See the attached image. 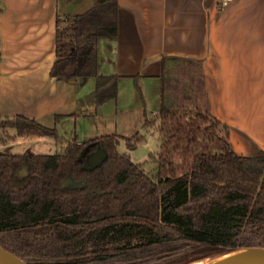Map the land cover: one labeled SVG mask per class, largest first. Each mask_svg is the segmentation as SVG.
I'll return each instance as SVG.
<instances>
[{
  "label": "trees",
  "instance_id": "obj_1",
  "mask_svg": "<svg viewBox=\"0 0 264 264\" xmlns=\"http://www.w3.org/2000/svg\"><path fill=\"white\" fill-rule=\"evenodd\" d=\"M118 9V0H94L57 21L51 76L94 77L95 107L119 96L121 77L99 69V41L117 36ZM166 88L163 76L160 110L143 125L159 132L156 174L118 150L121 139L129 148L144 141L139 132L75 136L54 154L0 151V245L28 264H189L264 247V151L234 150L204 88V107L166 105ZM1 123L16 134L2 131L0 144L30 136L60 143L56 126L25 115ZM101 149L105 160L85 167ZM69 176L83 186H63Z\"/></svg>",
  "mask_w": 264,
  "mask_h": 264
},
{
  "label": "crops",
  "instance_id": "obj_2",
  "mask_svg": "<svg viewBox=\"0 0 264 264\" xmlns=\"http://www.w3.org/2000/svg\"><path fill=\"white\" fill-rule=\"evenodd\" d=\"M93 1L0 0L1 122L22 114L60 132L65 122L102 117L112 130L105 132L124 136L117 122H125L124 107H132L137 91L153 88L160 106L163 76L168 97L172 70L195 64L209 113L227 126L234 150L264 151V0H118V34L100 39L99 69L121 77L119 96L99 107L94 77L51 76L58 18L83 13ZM1 122L0 130L13 126ZM96 125L90 131L102 130Z\"/></svg>",
  "mask_w": 264,
  "mask_h": 264
},
{
  "label": "rangeland",
  "instance_id": "obj_3",
  "mask_svg": "<svg viewBox=\"0 0 264 264\" xmlns=\"http://www.w3.org/2000/svg\"><path fill=\"white\" fill-rule=\"evenodd\" d=\"M170 92L168 97L165 96V104H170L173 106H200L204 107L205 103V93L203 90V85L200 78L199 67L194 65H179L175 70L170 73L169 81ZM145 90L137 91V97L135 98V105L132 103L130 106H125V122L123 123V116L117 122L124 137L132 138L136 133L145 135L146 139L134 148H129L126 140L121 139L118 150L121 153H128L135 162L143 163L146 171L149 174H156L157 172V162L150 154H156L159 150V132L156 127L144 128V123L146 118H153L154 110L158 109V101L154 102L155 90L153 88L148 89L144 86ZM136 94V92H135ZM167 95V94H166ZM160 103V102H159ZM162 104V103H161ZM161 107V105L159 106ZM114 108V106H113ZM160 110V108H159ZM92 118H86L78 121L65 122L60 130V143L56 141L54 137H37V138H18L15 142L10 141L8 146H0V151H13L24 153L28 149L39 154H54L61 151L62 147L66 146L67 143L74 139L76 136L81 141H86L93 136H100V134H110L112 131L103 128L104 122L102 117L93 121ZM93 122V123H92ZM102 130H96L94 132L90 131L92 129L91 124H96ZM103 124V125H102ZM110 125H116V123H111ZM3 129L0 130V137H2ZM103 131V132H98ZM8 133L10 135L16 134V128L11 126L8 128ZM100 133V134H99ZM120 133V132H119ZM95 136V137H96ZM35 140V141H34ZM37 140V141H36ZM32 153V152H30ZM207 259L199 260L189 264H201Z\"/></svg>",
  "mask_w": 264,
  "mask_h": 264
},
{
  "label": "water",
  "instance_id": "obj_4",
  "mask_svg": "<svg viewBox=\"0 0 264 264\" xmlns=\"http://www.w3.org/2000/svg\"><path fill=\"white\" fill-rule=\"evenodd\" d=\"M106 158L104 150L92 153L88 158L85 167H93L100 164ZM63 186L80 188L82 182L75 181L72 177H67L63 181ZM0 264H28L14 253L0 245ZM201 264H264V247H243L224 254L212 257Z\"/></svg>",
  "mask_w": 264,
  "mask_h": 264
},
{
  "label": "built area",
  "instance_id": "obj_5",
  "mask_svg": "<svg viewBox=\"0 0 264 264\" xmlns=\"http://www.w3.org/2000/svg\"><path fill=\"white\" fill-rule=\"evenodd\" d=\"M229 0H224L223 5H227Z\"/></svg>",
  "mask_w": 264,
  "mask_h": 264
}]
</instances>
